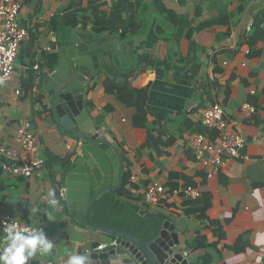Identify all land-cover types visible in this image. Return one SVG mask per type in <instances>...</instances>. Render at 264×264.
Here are the masks:
<instances>
[{
    "label": "crops",
    "instance_id": "0c3cea01",
    "mask_svg": "<svg viewBox=\"0 0 264 264\" xmlns=\"http://www.w3.org/2000/svg\"><path fill=\"white\" fill-rule=\"evenodd\" d=\"M117 1L22 0L19 24L27 30V37L20 46L13 79L0 88V211L14 216L22 226L42 227L53 242L50 255L38 253L29 264H66L70 254H86L108 243L103 234L77 224L68 214L62 197L63 166H44L30 178L19 171L26 156L18 144L17 130L25 122L37 137L39 156L51 154L72 163L80 154V142L49 113L45 92L51 72L47 58L55 55L57 60L60 46L69 41L71 33L84 42L102 40L122 50L113 65L93 73L83 100L95 124L106 130L122 155L123 173L130 174L131 186L136 188L133 192L142 196L153 181L169 189L181 188L187 185L186 178L202 194L211 196L203 222L189 211L194 205L179 196L160 207L141 203L175 224L178 248L187 254L189 264H264V22L260 25L258 16L264 0H137L141 5L129 0L132 8L123 11L121 19L129 23L130 18L133 33L127 32L125 40L120 31L91 35L90 22L85 30L78 25L70 34L56 35L48 28L52 17L79 8L83 9L79 17L92 19L89 5L99 6L98 11L108 18ZM239 6H244L240 14ZM245 14L250 19L239 33ZM226 16L228 25H220V18ZM183 19L188 22L181 28ZM188 31L192 32L190 41ZM242 33L259 38L255 51L260 55H248L246 44L237 47ZM129 71H135L127 80L130 89L148 87L143 109L151 127H136V110L105 93L106 79L122 84ZM251 90L255 93L250 94ZM211 103H220L229 118L239 121V131L247 140L240 155L247 159L227 160L209 180L183 136L197 132L199 112ZM244 103L256 110L251 119L239 113ZM149 135L164 142L171 139L172 144L158 153L145 147ZM173 174L176 177L170 178ZM52 189L59 200L56 207L42 198ZM12 199L15 203H10ZM34 206L40 211L30 215ZM210 222L217 226H209ZM198 237L204 238V246H196Z\"/></svg>",
    "mask_w": 264,
    "mask_h": 264
},
{
    "label": "water",
    "instance_id": "95a60500",
    "mask_svg": "<svg viewBox=\"0 0 264 264\" xmlns=\"http://www.w3.org/2000/svg\"><path fill=\"white\" fill-rule=\"evenodd\" d=\"M249 19L245 14L239 33L244 31ZM121 51L115 43L84 42L71 33L69 41L59 48L55 68L47 75L49 113L59 127L80 142V154L73 159L75 167L65 177L62 197L68 214L77 224L103 234L108 241L86 253L91 264H189L178 248L176 226L170 220L162 224L157 237L151 240L92 224L89 209L93 202L122 185L123 157L106 130L89 115L84 91L93 73L113 65ZM144 213L139 212L141 216Z\"/></svg>",
    "mask_w": 264,
    "mask_h": 264
},
{
    "label": "trees",
    "instance_id": "16d2710c",
    "mask_svg": "<svg viewBox=\"0 0 264 264\" xmlns=\"http://www.w3.org/2000/svg\"><path fill=\"white\" fill-rule=\"evenodd\" d=\"M129 0H118L111 7V12L109 17L106 18L105 13L98 11L99 6H92L91 17L86 18L84 16L79 17L78 15L83 12L82 8L75 10V12H68L62 16L52 17L48 28L58 35L61 32H66L68 34L71 31L81 25V29L85 30L86 25L90 22L92 25L91 35L98 36L104 32H117L120 31V38L122 40L126 39V34L133 33L132 28L129 25L130 18H128L129 23L122 21L121 14L123 11H129L132 7L128 4ZM159 1V0H157ZM245 0H241L244 2ZM137 2V0H135ZM141 5V3L137 2ZM244 6H239L238 13H242ZM165 10L163 9V12ZM260 17V25L264 22V3L262 9L258 15ZM257 19L251 25L252 31H254L257 25ZM188 21L185 19L180 21L181 28L186 26ZM229 17H221L219 20L220 25H228ZM180 28V27H179ZM182 30V29H181ZM192 32L188 31L186 34L187 39L190 41ZM263 33H261V36ZM258 37L251 34L246 35L242 33L237 41V47L246 44L248 46V55H260V52L255 51V46ZM58 44H60L58 42ZM56 65V56L50 55L47 58L46 66L49 70H53ZM216 72H219L215 69ZM135 71L127 72L122 78L124 82L122 84L115 83L111 79H106L103 82V87L105 93L113 95L118 102L127 108H133L136 110L137 115L133 118V124L139 128L151 127V124L147 122L145 116L146 113L143 106L146 103L148 87H143L141 89H130L127 84L129 77H132ZM64 130V129H63ZM198 132H203L199 127L195 130ZM172 144V140L162 141L160 137H153L149 135L147 142L145 143L146 148L155 149L158 153L161 152L162 148H169ZM44 160V166L49 168L53 167L55 164L64 167V171L61 178V183L64 181L65 176L75 167L70 159H61L51 154H45L42 156ZM54 175V173H53ZM176 177V174L171 175L170 178ZM187 185H192L190 180L184 178ZM134 186H131L130 174L124 172L122 176V185L116 191H110L103 194L98 200H95L89 209V213L92 214V224L99 225L110 229H121L129 233L135 234L136 236L143 238L145 240H151L157 237L162 224L167 220V217L161 212H152L146 210L142 206V196L137 195L133 192L135 190ZM171 189H175V186H171ZM58 195V191H57ZM64 203V202H63ZM65 204V203H64ZM189 205H194V208L189 211L197 216V218L203 222L206 221V213L211 207V196L207 193L202 194L201 198L198 200L190 201L187 203ZM145 211L144 215L141 216L139 212ZM209 226H217L216 222H210ZM197 247L204 246V238L198 237L196 242Z\"/></svg>",
    "mask_w": 264,
    "mask_h": 264
},
{
    "label": "built area",
    "instance_id": "2783aa9c",
    "mask_svg": "<svg viewBox=\"0 0 264 264\" xmlns=\"http://www.w3.org/2000/svg\"><path fill=\"white\" fill-rule=\"evenodd\" d=\"M22 0H0V88L13 79L15 61L22 42L27 37V30L19 24ZM253 90L250 94H254ZM245 119H251L256 110L250 103H244L239 111ZM197 124L203 132H190L183 136V142L191 151L195 163L203 167L206 178L213 179L227 160L241 157L247 140L239 131V121L229 118L220 103H211L199 112ZM17 140L22 155L26 159L19 167L20 173L30 178L35 171L44 167V160L38 154V141L30 123H22L17 130ZM264 157V129L262 132ZM179 196L189 201L198 200L202 193L199 188L186 185L169 189L159 181L151 182L142 194V204L151 207L164 205L171 197ZM14 216L0 211V221L11 222ZM19 222V221H18ZM20 223V222H19ZM3 224L0 223V229ZM187 257L186 253H183ZM246 264H254L248 262Z\"/></svg>",
    "mask_w": 264,
    "mask_h": 264
},
{
    "label": "clouds",
    "instance_id": "9594fccd",
    "mask_svg": "<svg viewBox=\"0 0 264 264\" xmlns=\"http://www.w3.org/2000/svg\"><path fill=\"white\" fill-rule=\"evenodd\" d=\"M42 198L51 207L59 204L54 189L49 190ZM10 203H15V200L12 199ZM39 211L40 209L34 206L30 215ZM0 223L3 224L0 229V264H29L38 253L41 256L52 253L54 244L42 227L22 226L15 219ZM66 264H91V257L73 253L68 256Z\"/></svg>",
    "mask_w": 264,
    "mask_h": 264
}]
</instances>
